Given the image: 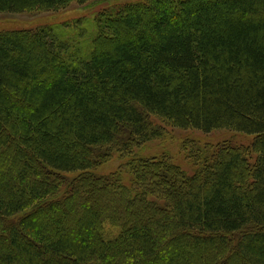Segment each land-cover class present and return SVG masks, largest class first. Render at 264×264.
<instances>
[{
  "label": "trees",
  "instance_id": "1",
  "mask_svg": "<svg viewBox=\"0 0 264 264\" xmlns=\"http://www.w3.org/2000/svg\"><path fill=\"white\" fill-rule=\"evenodd\" d=\"M87 1L0 0V15ZM150 117L253 140L189 175L95 176L102 153L158 135ZM0 264H264V0H145L0 33Z\"/></svg>",
  "mask_w": 264,
  "mask_h": 264
},
{
  "label": "rangeland",
  "instance_id": "2",
  "mask_svg": "<svg viewBox=\"0 0 264 264\" xmlns=\"http://www.w3.org/2000/svg\"><path fill=\"white\" fill-rule=\"evenodd\" d=\"M145 0H90L85 3L72 2L67 7L55 12L33 11L22 14L0 15V33L5 31L32 30L43 25L62 24L79 19L92 20L105 9L121 5L144 2ZM149 121L153 128L158 129V135L147 142L135 140L134 145L128 150L129 153L120 152L110 148L103 160L98 163L93 174L105 177L118 173L124 186H131L134 172L131 167L141 166L144 162L171 163L187 175L192 173L197 164H201L207 157L213 154L219 147L232 145L249 149L252 137L238 134L228 130L212 131L203 134L199 131L187 129L180 130L169 126L156 118L150 117ZM251 161L254 155L248 153ZM75 175H68L70 181ZM108 233L115 230L105 226ZM110 231V232H109Z\"/></svg>",
  "mask_w": 264,
  "mask_h": 264
}]
</instances>
